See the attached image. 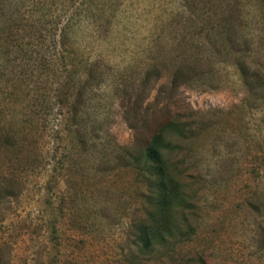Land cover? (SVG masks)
<instances>
[{
    "label": "rangeland",
    "instance_id": "1",
    "mask_svg": "<svg viewBox=\"0 0 264 264\" xmlns=\"http://www.w3.org/2000/svg\"><path fill=\"white\" fill-rule=\"evenodd\" d=\"M0 264H264V0H0Z\"/></svg>",
    "mask_w": 264,
    "mask_h": 264
},
{
    "label": "trees",
    "instance_id": "2",
    "mask_svg": "<svg viewBox=\"0 0 264 264\" xmlns=\"http://www.w3.org/2000/svg\"><path fill=\"white\" fill-rule=\"evenodd\" d=\"M42 37L40 36V38ZM29 57L32 58V55L30 54ZM143 156L145 157V162L142 164V170L148 176L156 177V180L149 181L150 192L155 190L157 193L156 196L152 193L153 197H149L150 210L147 212L146 217L140 221L137 228V242L145 249L151 245L154 239L163 234V232H169L166 223H164L166 220L163 212H169L174 208L173 202L179 198L163 182L164 169L161 165L154 141L148 142ZM54 170H57V168L55 167Z\"/></svg>",
    "mask_w": 264,
    "mask_h": 264
}]
</instances>
